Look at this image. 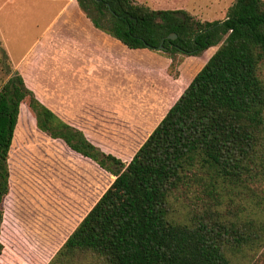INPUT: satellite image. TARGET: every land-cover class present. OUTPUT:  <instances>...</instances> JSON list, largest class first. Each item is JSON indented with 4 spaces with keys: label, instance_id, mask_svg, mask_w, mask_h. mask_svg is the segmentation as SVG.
I'll return each instance as SVG.
<instances>
[{
    "label": "trees",
    "instance_id": "16d2710c",
    "mask_svg": "<svg viewBox=\"0 0 264 264\" xmlns=\"http://www.w3.org/2000/svg\"><path fill=\"white\" fill-rule=\"evenodd\" d=\"M97 30L131 52L198 54L180 97L55 255L44 264H235L264 249V223L216 208L189 224L170 220L169 196L198 181L221 206L223 192L264 179V2L235 0L221 22L136 0H75ZM175 35L174 40L168 39ZM26 104L36 127L56 121L16 71L0 87V257L7 209L19 191L16 135ZM51 119V120H50ZM218 207V208H219Z\"/></svg>",
    "mask_w": 264,
    "mask_h": 264
},
{
    "label": "rangeland",
    "instance_id": "374dc122",
    "mask_svg": "<svg viewBox=\"0 0 264 264\" xmlns=\"http://www.w3.org/2000/svg\"><path fill=\"white\" fill-rule=\"evenodd\" d=\"M234 1L136 0L151 10H184L200 22L223 21ZM5 2L0 0V20L9 12ZM8 25L5 32L17 39L21 32L17 22ZM59 33L55 28L45 37L33 56L42 60L25 67L28 89L56 121L50 119L40 131L23 105L16 133L19 191L5 220L14 253L39 263L62 247L110 187L113 173L122 168L120 163L124 166L131 160L180 97L191 67L206 62L217 50L208 48L198 54L124 51L108 60V70L102 74L95 68H74L73 72L61 68L56 72L62 74L52 75L54 69L46 68L53 64L52 52L68 49L57 39ZM54 38L55 44L44 46ZM22 52L16 47L12 60ZM16 71L0 43V87ZM258 76L264 85V60ZM202 186L192 179L169 196L170 220L189 224L205 209L216 215L217 208L232 220L264 223V179L250 185V190L223 192L220 207ZM235 264H264V249L242 254Z\"/></svg>",
    "mask_w": 264,
    "mask_h": 264
},
{
    "label": "crops",
    "instance_id": "0c3cea01",
    "mask_svg": "<svg viewBox=\"0 0 264 264\" xmlns=\"http://www.w3.org/2000/svg\"><path fill=\"white\" fill-rule=\"evenodd\" d=\"M139 1L141 0H137V2ZM5 3L9 6V12L4 13V18L0 20V43L23 79L27 77L25 67L31 61L42 60L35 59L33 56L44 38L55 28L60 29V37L57 39H62L68 49L52 52L53 64L46 66V68L54 69L52 75L62 74L56 72L61 68H70L71 72L74 71V68L84 70L95 68L99 74H102L103 69L108 70V60L116 58L119 52L127 51L131 54L146 52L128 51L116 40L95 29L80 11L75 0H7ZM11 22H17V28L21 29V32L16 34L19 36L17 39L5 32ZM25 42L28 44L26 47ZM53 44H55V38L47 40L44 46L51 47ZM14 45L19 46L20 51L23 50L15 61L12 60V53L16 50ZM24 82L30 88L26 78ZM7 228L9 233V227ZM13 242L9 240V244L5 245L0 257V264H44L50 260L44 263L24 260L14 253L16 248L13 246Z\"/></svg>",
    "mask_w": 264,
    "mask_h": 264
},
{
    "label": "water",
    "instance_id": "95a60500",
    "mask_svg": "<svg viewBox=\"0 0 264 264\" xmlns=\"http://www.w3.org/2000/svg\"><path fill=\"white\" fill-rule=\"evenodd\" d=\"M175 38H176L175 35H170V36L168 37V39H170V40H174ZM160 49H162V48L160 47Z\"/></svg>",
    "mask_w": 264,
    "mask_h": 264
}]
</instances>
